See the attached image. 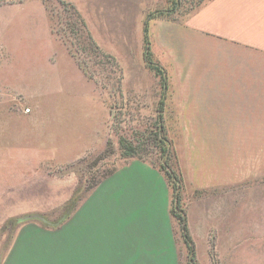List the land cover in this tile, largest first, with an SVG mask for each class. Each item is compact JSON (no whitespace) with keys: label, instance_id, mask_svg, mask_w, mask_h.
<instances>
[{"label":"rangeland","instance_id":"obj_1","mask_svg":"<svg viewBox=\"0 0 264 264\" xmlns=\"http://www.w3.org/2000/svg\"><path fill=\"white\" fill-rule=\"evenodd\" d=\"M212 1L0 3V85L20 93L4 96L0 86V264L19 244L31 249L22 239L34 229L63 233L92 191L133 163L165 181L178 264H192L171 212L163 137L197 263L264 264V47L233 43L210 25ZM146 22L163 73L145 59ZM48 57L76 61L87 89L69 82L73 65ZM46 72H58L64 88L56 112L41 115L40 131L64 144L3 145L2 137L29 139L34 123L15 111L45 100L34 92Z\"/></svg>","mask_w":264,"mask_h":264},{"label":"crops","instance_id":"obj_2","mask_svg":"<svg viewBox=\"0 0 264 264\" xmlns=\"http://www.w3.org/2000/svg\"><path fill=\"white\" fill-rule=\"evenodd\" d=\"M259 3L261 6L257 5L256 0H214L207 9L209 24L218 25L219 31L233 43L264 47V0ZM255 9H259V18ZM45 62L56 66L73 65L69 82L71 85L76 83L78 91L83 90L82 84L87 89L88 78L76 61L65 57L54 61L48 57ZM0 86L4 96L20 95L15 86ZM63 88L58 72H46L34 92L36 97L45 100L33 102L29 112L25 108L24 111L20 108L15 111L24 112L27 120L34 123L29 139L16 137L12 141L11 138L2 137V144H64L62 140L58 141V134L46 136L40 131L41 115L56 112V98ZM72 109L77 110L75 107ZM66 143L70 145L74 142ZM228 178L229 181L226 174H220L219 181L225 184L231 181V175ZM81 205L77 213L79 217L70 219L63 233L60 230L43 234L34 229L32 236L23 237L22 241L29 239V243H32L31 249H26L24 245L23 249H19V244L8 264H178L170 221L168 188L156 171L141 163H133L97 186ZM74 225L78 226L79 233H74Z\"/></svg>","mask_w":264,"mask_h":264},{"label":"trees","instance_id":"obj_3","mask_svg":"<svg viewBox=\"0 0 264 264\" xmlns=\"http://www.w3.org/2000/svg\"><path fill=\"white\" fill-rule=\"evenodd\" d=\"M7 0H0V3L2 2H6ZM179 2V0H173V3L177 5V3ZM144 34H145V40H146V52H145V59L147 61V63L150 65V67L156 69L158 72H164L162 70V68L160 66H158L157 64L154 63L153 61V57H152V52L150 49V45H149V41H148V23L146 22L145 27H144ZM164 88H167V85L164 81ZM163 104L164 101H161V109L160 111L162 112V108H163ZM163 128V126H162ZM162 142L164 144L163 146V150H165L167 152V156L168 158H166V160L163 162V166L164 168H166V173L168 174V176L174 179L172 187H173V193H174V197H173V205L171 208V212L174 216H176L179 219L180 222V226H181V231H182V235L184 237L185 243L187 245L188 248V253L190 256V262L192 264H198L197 263V259H196V246H195V242L193 240V237L191 235L190 229H189V225H188V220H187V216L185 213H183L182 211V205H181V184L178 183V175H176L170 168H169V153H170V148H169V144L168 141L165 137L162 138Z\"/></svg>","mask_w":264,"mask_h":264},{"label":"built area","instance_id":"obj_4","mask_svg":"<svg viewBox=\"0 0 264 264\" xmlns=\"http://www.w3.org/2000/svg\"><path fill=\"white\" fill-rule=\"evenodd\" d=\"M25 111H26V112H29V111H30V108H29V107H27V108L25 109Z\"/></svg>","mask_w":264,"mask_h":264}]
</instances>
